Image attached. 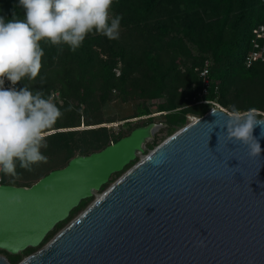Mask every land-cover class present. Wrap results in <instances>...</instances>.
<instances>
[{
  "label": "water",
  "instance_id": "obj_1",
  "mask_svg": "<svg viewBox=\"0 0 264 264\" xmlns=\"http://www.w3.org/2000/svg\"><path fill=\"white\" fill-rule=\"evenodd\" d=\"M160 123L77 153L30 185L0 183V248L38 246L124 169ZM0 264H264V116L213 106L130 165L38 249Z\"/></svg>",
  "mask_w": 264,
  "mask_h": 264
},
{
  "label": "trees",
  "instance_id": "obj_2",
  "mask_svg": "<svg viewBox=\"0 0 264 264\" xmlns=\"http://www.w3.org/2000/svg\"><path fill=\"white\" fill-rule=\"evenodd\" d=\"M109 1L117 28L110 18L94 22L90 9L77 2L69 19L39 0H0V51L19 54L14 127L28 134L53 130L14 135L0 159L1 182L30 185L77 152L99 150L128 134L133 128H77L83 120L107 121L104 107L118 97L137 100L132 117L150 114L147 100L161 97L158 110H168L169 124L187 123L191 110L203 114L207 103L187 105L182 94L192 86L204 90L206 60L210 83L204 95L224 104L231 102L229 93L239 95L247 78L264 72V62L245 63L253 30L264 23V0ZM54 91L59 95L47 106ZM248 99L246 106L264 107L263 96ZM32 249L13 254L0 248L12 262Z\"/></svg>",
  "mask_w": 264,
  "mask_h": 264
},
{
  "label": "rangeland",
  "instance_id": "obj_3",
  "mask_svg": "<svg viewBox=\"0 0 264 264\" xmlns=\"http://www.w3.org/2000/svg\"><path fill=\"white\" fill-rule=\"evenodd\" d=\"M39 1L42 4H44L46 7L53 6L54 9L60 15L65 16L69 19H72L75 16V6L73 5V2H77L78 4L83 5L85 7H88L90 9L91 18L94 22H104L105 19L110 18L113 22V26L116 28L119 27V25L113 19L109 0H39ZM258 78L257 77L247 78L244 82V85L239 86V89H240L239 95H236V92L229 93L227 95V98L229 100H231V102L228 104H224L222 102V100L219 98H216V99L207 98L204 95V93H205L204 91L200 92L193 86L190 89H188V88L184 89V95L182 94L183 101L186 102L187 105H192L194 103L204 102V103L208 104V109H210L213 106H219L223 109H226L228 111H231L235 114H240V115L254 114L256 116H264V107H257L254 105L246 106V104L249 102L248 97H252V96L254 98L256 96H258V97L260 96V98L262 96L264 97V72L260 73V76ZM58 95H59V92L54 91V93L52 94L51 100L47 104V106H49L51 101H53L55 97H58ZM164 100H165V97L151 98V99L147 100L148 104L150 105L151 110H152L150 115L154 116L153 121L160 123V125H158V127L155 129L153 135L146 141V143L144 145L145 150L143 152H139L136 159L132 160L129 164H127L124 167V169L117 171V172H114L111 175L110 179L105 184L102 185L101 189L96 190L95 193L92 195V198H90L82 208L77 210L72 215L71 218H69L67 221H65L61 227L57 228L54 231V233H52L48 239H50L58 230H60L64 225H66L69 220H71L81 210H83L96 197V195L99 192L103 191L109 184H111L114 180H116L123 173V171H125L130 165H132L136 160H138L144 153H147L148 151H150L158 143H160L162 140H164L169 134H171L173 131H175L176 129H178L179 127H181L182 125L185 124L183 122L169 124L166 121L165 113L168 110H162V111L158 110L159 102L164 101ZM136 103H137V100L123 101V100H120L118 97L117 99L112 100L110 103H108L104 107V115H105V118L107 121H104L102 123L89 124L88 125L83 120L81 122V125L77 126V128H87V127H91V126L107 125L109 128H112L115 131L124 130L125 132H129L135 126H137L139 124H146V123L151 121L148 118V116L145 117V115H149V114H144V116L140 115V116H133L132 117V115L135 113ZM200 104H202V103H200ZM199 114H201V113L194 112L193 110L188 111L186 113L187 120L189 121L193 115H199ZM135 117H140V118L139 119H133ZM170 126L174 127L173 131H169ZM51 131H53V130L39 132V133H29V134L23 133V134H26L27 136H33V135L46 134V133L51 132ZM8 149H9V146L7 148H5L2 153H0V159L8 152ZM77 153H80V152H77ZM0 173H1V166H0ZM48 239H46V240H48ZM42 244H43V241L38 246H34L35 249H32L30 251H26L25 253H23L21 259H23L25 256H27L29 253L38 249ZM24 250H22L20 252H23ZM0 253L5 254L7 256V253L3 250H0Z\"/></svg>",
  "mask_w": 264,
  "mask_h": 264
},
{
  "label": "built area",
  "instance_id": "obj_4",
  "mask_svg": "<svg viewBox=\"0 0 264 264\" xmlns=\"http://www.w3.org/2000/svg\"><path fill=\"white\" fill-rule=\"evenodd\" d=\"M258 61L264 62V23H259L254 28L251 38V49L245 58L247 66ZM18 68V53L8 51L6 55H4L0 51V153L8 147V144L14 135H24L23 133L18 132L14 127L13 108L16 100ZM200 74L203 76L205 82L203 91L206 92L207 86L210 83L209 60H206L205 66L202 68Z\"/></svg>",
  "mask_w": 264,
  "mask_h": 264
},
{
  "label": "bare ground",
  "instance_id": "obj_5",
  "mask_svg": "<svg viewBox=\"0 0 264 264\" xmlns=\"http://www.w3.org/2000/svg\"><path fill=\"white\" fill-rule=\"evenodd\" d=\"M145 117H147V116H145Z\"/></svg>",
  "mask_w": 264,
  "mask_h": 264
}]
</instances>
